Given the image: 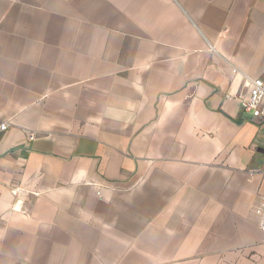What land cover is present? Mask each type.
Returning <instances> with one entry per match:
<instances>
[{"label":"crops","instance_id":"obj_1","mask_svg":"<svg viewBox=\"0 0 264 264\" xmlns=\"http://www.w3.org/2000/svg\"><path fill=\"white\" fill-rule=\"evenodd\" d=\"M264 0H0V264H264Z\"/></svg>","mask_w":264,"mask_h":264},{"label":"built area","instance_id":"obj_2","mask_svg":"<svg viewBox=\"0 0 264 264\" xmlns=\"http://www.w3.org/2000/svg\"><path fill=\"white\" fill-rule=\"evenodd\" d=\"M233 73L242 75L244 85L247 88L245 92H240L237 97L241 104L242 112L256 119L264 120V79L261 77H249L235 68ZM8 127L9 123L0 121V133L6 131ZM261 210L259 226L264 232V196L261 197Z\"/></svg>","mask_w":264,"mask_h":264}]
</instances>
